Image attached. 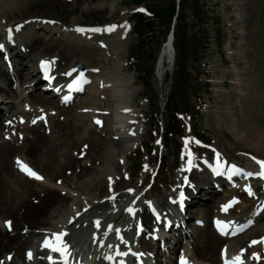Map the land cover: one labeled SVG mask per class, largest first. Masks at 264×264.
Segmentation results:
<instances>
[{"label": "rangeland", "instance_id": "374dc122", "mask_svg": "<svg viewBox=\"0 0 264 264\" xmlns=\"http://www.w3.org/2000/svg\"><path fill=\"white\" fill-rule=\"evenodd\" d=\"M197 1L203 7L202 10L204 11L206 21L203 27L200 26L192 14V0H181L182 9L179 14L181 17L180 20L178 19L180 22L177 20L178 24L176 22L175 25L174 33H176L172 43L174 53L170 61L165 54L160 58L159 56L167 40L174 14V12L172 13V7L177 4V0H23L22 4L18 5L13 11V15L6 20V26H12L14 23H23L25 25L29 22L35 23L32 27L35 25V27H39L40 24V27L44 29H48L49 27H62L58 25V21H60L66 25L64 28L62 27L65 32L64 39L62 38L64 42L70 40L69 37L74 29L73 26L78 24L90 27L96 25V23L101 24L102 22V24L107 25L116 24L118 27L117 30L123 27V33L124 30H127L125 35L126 41L122 42L124 45V58L123 60H118L123 64L120 66L123 72L116 75V78L114 76H109V73H112L110 72L112 69L120 71L118 70L119 65L116 63L117 58L114 54L116 49L115 39L112 36L99 39L92 36V34H87L89 37L87 40H83L76 34H73L77 39L78 45H82L81 47L86 51V55L80 62L88 73H92V79L94 80L92 84L99 81L101 78L104 81L121 83L122 92L120 93L119 101L123 102V107L128 106V108H131L130 114L132 117L130 114L120 115V117L124 122L131 121V124L138 123L139 126H143L142 128L140 126L141 133L139 132L140 137L141 135L143 137L140 138L137 137V134L135 135L136 147L139 141L140 143L137 148L135 147L136 149L134 148L136 151L134 160L132 162H127L128 157L127 160L124 161L123 158L118 155L119 160H122L123 163L121 165L119 163L118 166V161L116 167L109 166L107 171L106 178L112 176L121 177L125 173L127 175V172L132 176H136V178L131 180L126 177H121L123 181L119 183L120 189L118 192L123 191L130 183L131 185L133 184V186L138 185L143 178L140 174H144L147 171L149 178H151L150 181L153 180L154 182V190L150 193V197L157 203L163 204L168 195L175 194L176 192V187H178L179 180L182 178L184 165L187 161L186 157V160L182 162L186 152L189 155L191 149L197 151L198 142H194L190 137L196 140L198 132H201L204 135L203 139L208 140L209 142L207 143L216 148L218 152L222 154L225 159L230 160L233 165L241 166L245 169L255 164V160L264 159V154H262L261 150L249 147L255 146L254 143H259L264 136V0ZM142 2H144L143 4H145V6H151L156 11H159L158 13H161L160 21L158 19L150 21L151 24L149 28L151 30L144 28L143 37H140L144 41L142 44L144 46L138 44V35L136 36L135 34L136 31L132 21V13L134 10L139 9L135 8L136 5ZM98 6H101L102 9H98ZM43 19H49L52 20V22L43 21ZM182 25H185L186 28L179 27ZM45 31L44 33L40 32L41 35H47V30ZM52 32H56V30H52ZM203 33L206 34V38L208 39V46H205L202 52V46L201 48H196V53H193L190 37H199L201 34L203 36ZM48 37H50V35ZM53 37L56 38L55 36ZM218 41H220V43H218ZM137 44L141 46L144 51L146 49V58L149 60L148 62H144L150 76L149 92L151 95L148 96V101L145 99V97H147V91L143 85L144 80H142L141 77L139 78V75L133 71V66L131 67L129 63L132 47ZM186 47L187 49L185 50ZM197 54L199 55L198 61L195 60ZM180 55L182 59H179ZM77 57L80 60V57ZM77 57L68 59L67 63L64 62L63 64L68 66L72 61L78 60ZM20 60L26 64L28 58L24 55ZM177 60H179V63ZM93 69H98V71H93ZM137 69L141 70L142 67L139 68V66H137ZM183 69L189 74V77L186 75L183 78L187 83V87L193 89L196 84L200 83L199 85L201 86L208 83L209 88L208 91L204 92L200 101H197L193 95L190 96L191 107L196 111L199 110L200 115L197 116V120L192 121H189L186 117L182 118L184 123V137L181 139L171 138V140L168 141L164 129L166 120L170 117V113L166 108V98L170 93H174L176 87L180 85L179 75L181 73L183 74V72H181ZM196 72L201 74V77L198 79L199 83L197 82V77L194 76ZM11 75L12 74L9 76ZM104 81L99 82L103 83ZM7 84V86L2 87L11 86V83L7 82ZM24 85H27V83ZM13 86L14 83L12 84V87ZM15 87L16 89L14 91L11 92V90L8 89L10 93H4L6 94L4 95L5 98L7 101L11 102V105L13 102L19 104L22 100L20 91L23 85L21 86V84L17 82L15 83ZM36 87L38 86L36 85ZM93 90L94 87H92L90 91L88 89V93L83 94V96L79 97V100H76L78 102H75V104L73 103L74 105L71 104L65 107L68 110L67 113L59 115V112L55 109L53 111L56 114H51L50 116L59 118H65V116H68V118L73 117V111L77 112L83 110L80 109V106L91 98L90 96L93 94ZM115 99L117 100L118 98ZM15 104L13 106L14 109L17 107ZM94 104H88L85 110L89 114L91 113L90 115L87 113L89 117L91 116L96 120V117L98 118L100 116V108L102 109L103 103L95 101ZM115 104L116 103H113L112 105L115 106ZM0 106L4 107L5 103H2ZM114 108H116V106L113 107V109ZM113 109L109 110L112 111ZM16 110H18V113L21 111V108L18 106ZM92 112L96 115H92ZM17 113H12L14 122L16 121ZM103 113L101 116H103ZM142 115L144 116L143 124ZM47 116L46 113V117ZM91 117L90 122L84 124L80 130V134L83 137H86L92 128H97L99 132L102 130L98 129V125L95 127L96 123L94 120L91 122ZM22 123H24V119ZM124 124L125 123H122L119 127L124 128ZM13 125H15V123H13ZM111 127L113 128L114 126H110V128ZM195 127L197 128L196 131ZM125 128H127V126ZM100 133L101 136H104V132ZM160 135L164 140V149H158L155 143L156 138ZM181 145H185V147L179 151L178 149ZM198 152L199 153L191 154V156L197 159H204L205 156H207V158L214 157L213 154L207 152ZM178 154L179 157L177 156ZM202 154L203 156H201ZM79 155L77 158L81 165L86 161L87 164H90L89 158H87L88 160L81 161ZM23 157L27 160L23 153L18 152L15 159L21 161ZM160 157L161 162L159 161ZM220 158H222V156H220ZM29 167L32 169L31 166ZM70 179L73 181L72 183L78 180L72 177H70L69 180ZM105 181L100 190H98L102 192L100 195L101 199L106 198L105 191L107 192L108 181H106V183ZM256 184L257 183H255V185ZM114 185L117 186L116 179ZM98 191L93 190L91 194L89 193V196L96 200ZM200 193H204V191L197 192V194ZM213 196H215L217 200L220 198L221 194H218V196L215 194ZM246 198L253 197L245 194L240 197L243 203L236 216H245L252 209L251 201H249L250 204H245ZM216 200L210 201L208 204L214 205ZM198 201L202 202L203 200L200 198ZM206 202L203 201L199 204L200 206L196 203L198 205L196 209H202L206 206V204H204ZM246 203L248 202L246 201ZM258 203L254 208L257 207ZM57 207V205H54L51 209ZM194 208L195 206L193 204V209ZM62 209L64 208H61V210ZM188 209L189 211L192 210V208L189 207ZM195 210L189 213L193 215L194 212H196ZM144 211L145 210H143V212ZM0 215H3V213ZM4 217L8 218L9 216H2V219H6ZM8 220L12 223L10 217ZM206 220L208 221L206 226H210V219ZM188 221L191 222L193 219L190 218ZM205 228L206 227H204L203 230H205ZM254 229L257 230V228H252L251 231L255 232ZM251 231L246 235L245 240L253 238L250 237ZM194 242L195 240H193V243ZM193 243L189 242L187 245L192 248ZM183 244H185V241L182 245ZM191 248H187L188 256H194V259H196L194 251ZM229 249L230 248H228V250ZM228 250H226V253H228ZM5 253H9V251H2L0 260H4L3 255ZM248 253H256L257 256L259 255L257 260H260L261 263L264 264V242H259V244L254 245V247L248 250ZM249 254L246 256L244 253L243 257H249ZM10 255H13V252H10ZM226 257L231 258L232 252L229 253V257ZM15 258L14 256V259ZM250 258L254 259L252 256ZM17 260L18 258L16 261Z\"/></svg>", "mask_w": 264, "mask_h": 264}, {"label": "bare ground", "instance_id": "6f19581e", "mask_svg": "<svg viewBox=\"0 0 264 264\" xmlns=\"http://www.w3.org/2000/svg\"><path fill=\"white\" fill-rule=\"evenodd\" d=\"M22 2L23 0H0V44L8 49L15 71L14 79H8L7 73L3 70L4 64L0 63V82H3V84L9 82L11 85L16 81L20 82V84L39 82L40 79L34 63L37 62L38 65L39 62L48 60L53 65L54 84L53 95H49L51 91H47L44 85H41L42 89H45L44 91H41L40 86L36 87V84L25 86L21 91L25 95L20 104L23 106V110L21 109L17 113V107L14 109V104H12L10 107H6L8 116L0 111V214L3 213V215H0V254L2 251L7 250L9 251L8 255L13 252L12 261L8 264H26L27 259L25 255L22 256V250H28L37 238L44 237L52 232L64 231L67 233L64 238L67 241L75 242L76 238L70 236H72L75 226L81 221L80 218L92 217L91 227L97 219H100L105 227L109 224L113 225L118 220L122 210L130 202L122 201L117 211L110 212L106 218H101L110 206L109 204L113 203L110 201V196L114 193H110L105 203L102 204L97 203L99 202L97 198L100 193L98 190H100L103 182L107 179L106 174L109 166H117L118 155L126 161L130 152L134 150L136 147V136L134 134L129 135V133L137 131V137H140L141 126L138 123H130L127 128H117L116 133L109 126L112 116L108 110L113 109L115 106L117 108L123 107V102L119 101L120 93L122 92L121 83L104 84L103 82V84L97 85L90 96L91 98L80 106V109H84L88 104L93 105L95 101L103 103L102 111L104 114L101 116V118L103 117L101 120L103 121V128L100 132H104V136H101L97 128H92L86 137L80 134L82 126L90 122V117L86 112L73 111V117L71 118H68V116H65V118L50 116L51 114L49 113L55 109L59 112V115L67 113L68 110L65 107L75 103L81 97V95L76 96L71 103L66 105L62 102L63 96L59 94L56 99L55 94L58 91H65V86L71 81L65 73L75 68L77 71L73 72L71 78L72 80L77 79L79 73L82 72L79 69L82 64L80 61L86 55V51L73 38L64 42L62 39L63 32L59 29L53 33L58 34L56 40L48 37L52 33L51 30H49L48 35H41L42 29L41 31L39 29L38 32L31 36H24L21 42L18 41L16 36L10 40L7 39V30L11 28L13 33V30L18 25L15 23L12 27L6 29V20L13 15V11ZM97 8L102 9L101 6ZM27 34H32V31L27 32ZM113 38L116 43L114 54L117 58L116 63L119 65L118 70L120 71L112 69L110 71L112 73H109V76L115 77L123 72L120 68L123 64L118 60H123L124 58L125 53L122 42H125L126 38L120 33L117 35L116 32H114ZM24 55L28 58L26 64L20 60ZM77 56L80 57V60ZM76 57L78 60L72 61L68 66L63 64L64 62L67 63L68 59ZM0 59L2 60V57ZM8 89L12 90V87L3 88L0 86V105L5 102V98L2 99V97L5 95L4 93L8 92ZM86 92H88V88L85 89L84 93ZM115 98L118 99L116 100ZM113 103L117 105L114 106L112 105ZM12 113H17L15 122L12 119ZM20 119H24V123ZM254 145L249 147L259 149L264 154V136L259 143H254ZM85 146L86 148H84ZM18 152L23 153L28 160L23 157L21 161L26 162L25 164L29 162L27 164L28 167L31 166L32 170L42 176V180L30 178L20 170L16 163L17 159H15ZM79 154L84 156V160L89 158L90 164H87L86 161L81 165L77 158ZM228 172H230L229 169L224 174L228 175ZM204 174L206 177H210V174ZM70 177L78 180L72 183L73 181L69 180ZM206 177H203L202 174L199 176L198 172L194 171L190 175L194 187L186 184L183 189L181 187L178 189L179 191L182 189V191L187 192V200L185 201L187 207L196 204L200 199L201 193L197 194V192L204 191L206 193L210 189V183L208 184ZM114 183L115 179L112 181L113 190ZM93 190L98 191L96 201L89 196V193L91 194ZM220 193L221 197L217 200L213 195L202 199L205 202L207 201L204 203L206 206L202 209H196L193 215L189 213L188 209L184 217L185 219L192 217L194 221L187 223L186 230L181 229L179 231L175 245L172 248V254L179 253L180 256L187 257L185 251L189 246H181L180 244L189 238L190 243L195 240L192 249L196 259L189 258L192 262L197 264H220L224 263L225 259L221 252L224 245L237 242L238 248H235V250L238 252L244 248H250L253 240L264 236V211L261 213L257 211L261 203L254 212L248 213H251L248 215L251 216L250 218H238L235 215L242 205H236L230 212L222 210V206L229 199L236 198L235 191L224 188L216 195L218 196ZM181 194L177 195L176 203L177 198ZM122 198L123 195L116 196L114 203L117 204ZM215 200L214 205L208 204V202ZM54 205L58 207L51 209ZM61 208L64 209L61 210ZM101 209H105V212L99 213ZM78 212L80 213L79 216H77ZM2 216H9L12 219L9 230L5 228V222L9 221V217L2 219ZM74 217L73 223H69V220ZM139 218L144 229L140 248L148 251L154 245L151 242V237L147 240L144 236L145 234L147 235L146 231L150 228L151 218L147 210L139 215ZM206 219H210V226H206L208 223ZM216 221H221L222 223L218 225ZM248 221H251V225L247 232L232 239L230 234L234 231V228L237 226L241 227L243 223ZM85 222L86 220H83L80 225ZM204 227H206L205 230H203ZM252 228H257V230L253 232L251 231ZM250 231V237L254 239L248 238V240H245L246 235ZM153 234L154 232L151 233V235ZM235 250L233 251L236 252ZM7 254L5 253L3 256L4 264H6ZM14 256L16 257L15 259ZM226 256L229 257V253H226ZM17 258L18 260L16 261ZM32 264L45 263L36 260Z\"/></svg>", "mask_w": 264, "mask_h": 264}, {"label": "snow or ice", "instance_id": "6c2138e0", "mask_svg": "<svg viewBox=\"0 0 264 264\" xmlns=\"http://www.w3.org/2000/svg\"><path fill=\"white\" fill-rule=\"evenodd\" d=\"M140 11H143V9H141ZM20 26H16L17 30L19 29ZM117 27L116 25H110L109 28L112 29V28H115ZM78 30H81V29H78ZM8 34H9V39H11V33H12V29L9 28L8 30ZM82 31V30H81ZM3 45H0V48H2ZM50 62L49 61H41V67H45L46 65H48ZM77 69L73 68L70 72L68 73H65V75H72L73 72H76ZM93 71H98V69H93ZM87 81L84 79V73L83 72H80L79 73V76L77 77L76 81H74V83L76 84V88L73 89L72 85L69 86L70 90H81V85L83 83H86ZM103 86V85H102ZM69 99L68 96H65L64 97V100L67 101ZM125 111H130V109H125ZM35 123V121H33ZM97 125H100L102 126L103 125V121L99 120V119H96L94 121ZM86 147V146H85ZM218 155V154H217ZM255 159V158H254ZM16 163L18 164L20 170L25 173L26 175H28L30 178H33V179H36V180H42L43 177L40 176L39 174H37L34 170H32L30 167H28L27 165H25L23 162H21L19 159L16 161ZM123 163V162H122ZM256 163L260 166V172L259 173H256V175H259L261 178H264V160H256ZM188 165H189V168L191 167L192 165V160H191V154H189V159H188ZM217 166H219V162H217ZM231 170L232 171H240L239 169H236L235 166H231ZM248 176H252L254 175V173L252 172H249L247 173ZM111 180L112 178L109 177V181L111 183ZM128 191L131 193L133 190L132 189H128ZM249 195H252L251 191L249 190ZM232 203H235V200L229 202V204L227 205H223L222 206V209L223 210H227L228 207L231 206ZM86 210V209H85ZM126 211L130 214V215H135V211L132 207H128L126 209ZM80 213L78 212L77 213V216H79ZM73 220H75V217L74 218H71L69 220V223H73ZM97 229L99 230V227H100V221L97 220L94 222ZM216 223L219 225L221 224L222 222L221 221H216ZM249 223H251V221H249ZM6 226L11 227V222L10 221H6L5 222ZM108 230H112L113 226L112 225H108L107 226ZM140 229H138L139 231ZM116 231V234L117 236L119 237L120 236V229H115ZM108 232L105 231V236H107ZM67 235L66 232L64 231H61V232H58V233H54L53 234V237L55 239V241L57 242L55 245L50 243L48 238H45V241H44V246L47 247V248H50L52 251L54 252H58L60 253V255L64 258V264H68V256L70 255V253L68 252V246L67 244H65L63 241H62V238ZM122 239V237H121ZM262 241H264V238H262ZM101 245L103 246V240L100 241ZM252 244H256L257 241L253 240L251 242ZM109 247H111V245H109ZM241 252H243V250H241ZM119 254V253H118ZM29 257H31V253L28 254ZM223 255V253H222ZM252 257L253 258H257L258 259V256L256 253H252ZM48 259L51 261L52 260V257L49 256ZM180 264H187V262L185 261L184 257L181 256L180 258ZM224 264H242V261H241V257L239 255L233 257L231 260L225 258L224 259Z\"/></svg>", "mask_w": 264, "mask_h": 264}, {"label": "trees", "instance_id": "16d2710c", "mask_svg": "<svg viewBox=\"0 0 264 264\" xmlns=\"http://www.w3.org/2000/svg\"><path fill=\"white\" fill-rule=\"evenodd\" d=\"M159 11H156V12H154L153 11V13H154V15L158 18V19H160L161 18V16H160V14L161 13H158ZM167 14H168V12H167ZM139 21H141V19L139 20ZM141 26H146L147 28H149L150 27V24H145V25H142L141 24ZM187 49V47L185 48V50ZM179 59H182L181 58V55H180V57H179ZM186 76V74L184 73V71H183V74L181 73L180 75H179V81H180V85H179V87H176V89H175V92H178V93H180L181 91H182V94L184 95L185 93H186V91L184 90V89H182L181 87H185V86H187V83L183 80V78ZM171 123H174V118L173 117H171Z\"/></svg>", "mask_w": 264, "mask_h": 264}, {"label": "water", "instance_id": "95a60500", "mask_svg": "<svg viewBox=\"0 0 264 264\" xmlns=\"http://www.w3.org/2000/svg\"><path fill=\"white\" fill-rule=\"evenodd\" d=\"M172 39H173V28L171 29V31L169 33V36H168V39H167V43H166L168 58L170 57L171 52H172V48H171Z\"/></svg>", "mask_w": 264, "mask_h": 264}]
</instances>
